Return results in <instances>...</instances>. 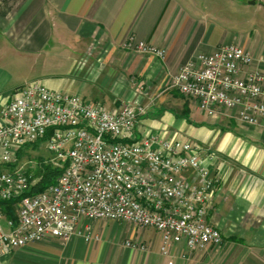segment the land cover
Masks as SVG:
<instances>
[{
    "label": "crops",
    "instance_id": "crops-1",
    "mask_svg": "<svg viewBox=\"0 0 264 264\" xmlns=\"http://www.w3.org/2000/svg\"><path fill=\"white\" fill-rule=\"evenodd\" d=\"M263 23L264 0H0V111L30 83L110 112L142 104L136 138L204 146L202 164L218 180L211 222L223 236L219 247L191 251L182 241L164 254L153 228L81 219L69 241L31 243L0 264H264V115L257 124L239 108L209 116L168 87L197 55L231 45L264 72ZM140 42L165 59L136 52ZM185 177L196 180L193 170ZM89 232L97 238L86 241Z\"/></svg>",
    "mask_w": 264,
    "mask_h": 264
},
{
    "label": "built area",
    "instance_id": "built-area-1",
    "mask_svg": "<svg viewBox=\"0 0 264 264\" xmlns=\"http://www.w3.org/2000/svg\"><path fill=\"white\" fill-rule=\"evenodd\" d=\"M134 49L166 57V50L144 42ZM253 61L239 45L199 54L168 87L196 100L209 116L239 108L242 120L257 124L264 115V72L250 68ZM147 112L142 104L110 112L39 83L19 89L0 111V209L16 200L15 219H7V228L0 211V260L44 239L69 241L81 234V219L153 228L164 254L182 241L199 252L222 245V233L211 222L218 180L202 164L204 146L158 135L136 138ZM37 143L45 145L49 157L23 162L20 153ZM46 167L60 170L59 178L33 192L39 181L34 176ZM188 170L195 172V181L185 177ZM84 236L97 238L90 232Z\"/></svg>",
    "mask_w": 264,
    "mask_h": 264
},
{
    "label": "trees",
    "instance_id": "trees-1",
    "mask_svg": "<svg viewBox=\"0 0 264 264\" xmlns=\"http://www.w3.org/2000/svg\"><path fill=\"white\" fill-rule=\"evenodd\" d=\"M40 144L41 143H37L36 145H34V148L38 147ZM60 174H61L60 170L51 167H46L42 171H38L34 177L39 178V181L35 185L33 192H42L45 189H47L49 186L55 184ZM14 203H16V200L2 204V206H7L8 209H5L4 211L7 213L10 219H15L14 211H12V216L9 215V212L14 207Z\"/></svg>",
    "mask_w": 264,
    "mask_h": 264
},
{
    "label": "rangeland",
    "instance_id": "rangeland-1",
    "mask_svg": "<svg viewBox=\"0 0 264 264\" xmlns=\"http://www.w3.org/2000/svg\"><path fill=\"white\" fill-rule=\"evenodd\" d=\"M258 19L260 20L262 18L259 17ZM262 25L264 27V23ZM183 96H185V95H183ZM49 155H50V152L46 149L45 145L40 144L36 148L30 147V148L25 149V152L24 153L21 152L19 157L22 158L23 162L33 161L34 163H41V162L45 161V159H47L49 157Z\"/></svg>",
    "mask_w": 264,
    "mask_h": 264
}]
</instances>
